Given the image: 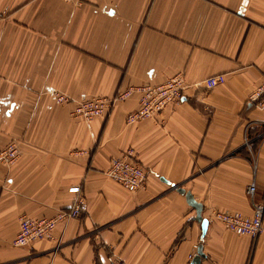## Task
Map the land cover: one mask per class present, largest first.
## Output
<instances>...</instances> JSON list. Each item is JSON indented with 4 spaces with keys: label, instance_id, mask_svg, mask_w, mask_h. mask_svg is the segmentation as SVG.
I'll return each mask as SVG.
<instances>
[{
    "label": "crops",
    "instance_id": "obj_1",
    "mask_svg": "<svg viewBox=\"0 0 264 264\" xmlns=\"http://www.w3.org/2000/svg\"><path fill=\"white\" fill-rule=\"evenodd\" d=\"M177 74L184 98L131 125L140 92L90 122L52 94L112 98ZM216 74L226 81L207 89ZM263 82L264 0H0V148L20 150L0 164V264H192L200 244L201 264H264V230L238 235L212 218L252 215L254 181L264 202V137L255 153L249 138L264 124L251 101ZM131 148L149 174L137 192L107 175ZM75 185L78 218L53 240L13 245L24 215L70 209ZM177 185L203 204L204 238Z\"/></svg>",
    "mask_w": 264,
    "mask_h": 264
},
{
    "label": "built area",
    "instance_id": "obj_2",
    "mask_svg": "<svg viewBox=\"0 0 264 264\" xmlns=\"http://www.w3.org/2000/svg\"><path fill=\"white\" fill-rule=\"evenodd\" d=\"M225 81V74H216L207 77L204 80V85L207 89H213ZM186 87L183 74H177L161 85L130 87L118 92L112 98L99 96L74 99L57 91H52V94L59 103L72 102L75 105L73 115L90 122L97 116L110 111L115 102L124 101L131 97L134 92H140L141 97L138 108L132 110L126 116V123L131 125L153 118L170 104L180 102L185 96ZM251 101L264 107V82L251 96ZM19 155L18 144L12 141L0 148V164L12 166L16 163ZM107 175L127 190L137 192L146 189L149 174L147 169L137 161L135 151L131 148L111 158ZM69 191L77 194L74 205L70 209L60 210L53 217L24 215L20 220L19 230L13 240V245L16 247H29L39 240H53L55 239V230L60 223L78 218L86 207V199L81 193V185L71 186ZM247 193L253 207L252 215H245L240 211L216 210L213 212L212 218L235 234L256 238L264 230V202L257 197V184L255 181L248 186ZM195 249L198 250V247L195 246ZM196 254L197 252L189 254L190 262Z\"/></svg>",
    "mask_w": 264,
    "mask_h": 264
},
{
    "label": "water",
    "instance_id": "obj_3",
    "mask_svg": "<svg viewBox=\"0 0 264 264\" xmlns=\"http://www.w3.org/2000/svg\"><path fill=\"white\" fill-rule=\"evenodd\" d=\"M162 180L166 181L167 183L170 184V182L168 180H166L165 178H162ZM177 188V190L185 195L186 200L188 202V204L190 206H192L195 210H196V220L198 222H200L201 227H202V238L205 237L207 230H208V226H209V219L207 217L203 216V204L201 202H199L198 200H196V198L194 197V195L191 193V191L186 190L185 188L177 185L175 186ZM205 256L204 252H203V245L200 244L198 246V250H197V254L195 255V257L192 260V264H201V260L202 258Z\"/></svg>",
    "mask_w": 264,
    "mask_h": 264
},
{
    "label": "trees",
    "instance_id": "obj_4",
    "mask_svg": "<svg viewBox=\"0 0 264 264\" xmlns=\"http://www.w3.org/2000/svg\"><path fill=\"white\" fill-rule=\"evenodd\" d=\"M259 129L260 130H258V132H256L255 134H254V137H253V135L251 134V132H250V135H249V138H251V139H253L252 140V149H253V152L255 153V151H256V147H257V145L262 141V138L264 137L263 136V134H264V124H262V127H259ZM257 135H259L258 137H257ZM252 136V137H251Z\"/></svg>",
    "mask_w": 264,
    "mask_h": 264
}]
</instances>
